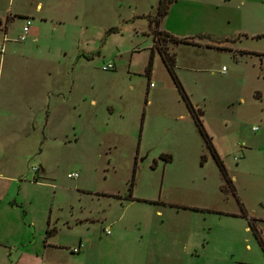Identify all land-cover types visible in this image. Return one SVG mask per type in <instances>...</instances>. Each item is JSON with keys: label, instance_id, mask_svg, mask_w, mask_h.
Masks as SVG:
<instances>
[{"label": "rangeland", "instance_id": "obj_1", "mask_svg": "<svg viewBox=\"0 0 264 264\" xmlns=\"http://www.w3.org/2000/svg\"><path fill=\"white\" fill-rule=\"evenodd\" d=\"M159 1L0 0L2 264H264V0L160 25L232 184L158 51L148 75Z\"/></svg>", "mask_w": 264, "mask_h": 264}, {"label": "trees", "instance_id": "obj_2", "mask_svg": "<svg viewBox=\"0 0 264 264\" xmlns=\"http://www.w3.org/2000/svg\"><path fill=\"white\" fill-rule=\"evenodd\" d=\"M176 2H177V0H160L158 8H157L156 16L150 20L151 26L155 25V27H152L153 31L151 30L152 31L151 33L154 35V45L151 48V56H150L148 75H150V73L152 71L155 54L158 51L161 54V56L164 60V63L167 66L170 74L174 78L179 90L181 91L183 98L187 103L190 114L194 118L195 123H196V125H197V127H198L204 141H205L206 146L208 147V149L210 150L214 159L216 160V162H217L219 168L221 169L225 179L228 181V183L232 184V180L228 174V171H227V168L224 164V161L222 160L220 154L218 153V150H217V148L213 142V138L209 135V133H208V131L204 125V121H203L204 111L201 108L194 105V103L190 99L189 95L187 94L186 90L184 89V86L182 85V82L180 81V79L177 75V72H176V65H177L176 54L174 52L171 53L169 50L170 44L174 48L176 46H179L180 44H188V45L191 44L192 45V43L190 42L191 41L190 39H192V38H179V37L171 34L170 32H168L166 30H162L160 28V25H161L163 19L169 13L171 6ZM159 28H160V30H159ZM196 37H202V35L196 36ZM194 45H197V44H194ZM257 235H258L261 243L264 246L263 240H262V238L258 232H257Z\"/></svg>", "mask_w": 264, "mask_h": 264}, {"label": "built area", "instance_id": "obj_3", "mask_svg": "<svg viewBox=\"0 0 264 264\" xmlns=\"http://www.w3.org/2000/svg\"><path fill=\"white\" fill-rule=\"evenodd\" d=\"M26 20L27 21H26V25L24 27V32L18 38L19 41H24V40H26L31 35L32 19L29 18V17H27ZM7 41H8V37H7V35H5L4 43L7 42ZM4 52H5V44L0 45V53L1 54H4ZM103 69L106 70V71L113 70V69H115V64L113 62H110L108 64H105L103 66ZM255 129H257V128H255ZM69 177L70 178H77V177H79V174L78 173H72V174H69ZM108 233H109V231H108ZM73 251L74 252H77L79 250L78 249H74Z\"/></svg>", "mask_w": 264, "mask_h": 264}, {"label": "crops", "instance_id": "obj_4", "mask_svg": "<svg viewBox=\"0 0 264 264\" xmlns=\"http://www.w3.org/2000/svg\"><path fill=\"white\" fill-rule=\"evenodd\" d=\"M34 34H35V32H33ZM6 35V34H5ZM2 256H6V253L3 251V248H0V264H2L1 263V258H2Z\"/></svg>", "mask_w": 264, "mask_h": 264}]
</instances>
